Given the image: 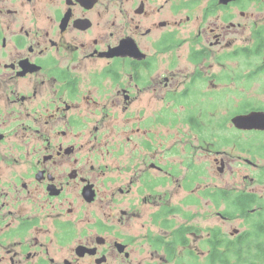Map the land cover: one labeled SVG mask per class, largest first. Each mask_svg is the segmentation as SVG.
Masks as SVG:
<instances>
[{"label": "flooded vegetation", "instance_id": "af4514ba", "mask_svg": "<svg viewBox=\"0 0 264 264\" xmlns=\"http://www.w3.org/2000/svg\"><path fill=\"white\" fill-rule=\"evenodd\" d=\"M263 34L264 0H0V264H264V106L223 138Z\"/></svg>", "mask_w": 264, "mask_h": 264}, {"label": "rangeland", "instance_id": "374dc122", "mask_svg": "<svg viewBox=\"0 0 264 264\" xmlns=\"http://www.w3.org/2000/svg\"><path fill=\"white\" fill-rule=\"evenodd\" d=\"M261 60H264V57L262 59L250 58L248 61L243 62L241 66L247 67L246 62L249 65H251L254 63L255 64L258 63ZM215 70L218 71V68H216ZM247 70L249 71V69ZM258 74L259 75L255 76L254 78H251L252 80L251 85H249L248 84L249 82H247L244 78L238 79V77H240V74H233L232 75L233 82L230 85H225L227 87L224 88V95H225V100H226V102H224V105H226L224 108L225 131H226L223 136L224 139L233 138L231 134L232 133L234 134L235 130L231 125L230 118L233 115V112L237 110H242V108L245 106L243 102H252L255 108L264 106V85L261 86V84H264V70L259 71ZM247 85H249V87H247ZM187 132H188L187 129H184L181 131L177 129L173 131L168 130L164 134L170 135L171 133L170 136L172 138V141H174L175 137L177 136V139L180 142V146H184V144L188 142V139L184 136ZM215 132H216V128L211 125V133H210L211 140H213V138L215 137ZM164 134H162L163 138H169L167 136H164ZM181 139L183 141H180ZM241 139L242 140L249 139V136L247 134H243L241 136ZM247 143H248V140L246 141V144ZM166 146L169 147L171 145L169 142H167ZM222 147H224L225 149H231L234 147V145L230 143V144H225ZM169 156L171 157V155ZM208 221H209L210 226L221 225L223 229L227 232H230L233 228H236L240 222L239 219H234V221H227V220L223 221L216 217H209Z\"/></svg>", "mask_w": 264, "mask_h": 264}, {"label": "water", "instance_id": "95a60500", "mask_svg": "<svg viewBox=\"0 0 264 264\" xmlns=\"http://www.w3.org/2000/svg\"><path fill=\"white\" fill-rule=\"evenodd\" d=\"M235 127L243 130H264V111L254 110L246 114H239L232 118Z\"/></svg>", "mask_w": 264, "mask_h": 264}, {"label": "trees", "instance_id": "16d2710c", "mask_svg": "<svg viewBox=\"0 0 264 264\" xmlns=\"http://www.w3.org/2000/svg\"><path fill=\"white\" fill-rule=\"evenodd\" d=\"M264 35V34H263ZM257 234L262 238V237H264V228H263V231H262V234H261V231L260 230H258V232H257ZM217 234H214V236H216ZM251 239H254L253 238V236H252V234H248L247 236H245L244 238H243V240H251ZM217 242L218 241H216L215 240V242L213 241V239H211V245H213L212 246V248H213V254H216L217 253V251H216V247H217ZM230 250H228V254L229 253H233V252H229ZM230 255V254H229ZM232 256V255H231ZM225 264H230V262L228 261V260H226V262H225Z\"/></svg>", "mask_w": 264, "mask_h": 264}]
</instances>
